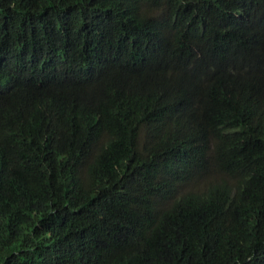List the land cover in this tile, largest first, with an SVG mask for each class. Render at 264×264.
<instances>
[{
  "label": "trees",
  "instance_id": "16d2710c",
  "mask_svg": "<svg viewBox=\"0 0 264 264\" xmlns=\"http://www.w3.org/2000/svg\"><path fill=\"white\" fill-rule=\"evenodd\" d=\"M0 264H264V0H0Z\"/></svg>",
  "mask_w": 264,
  "mask_h": 264
}]
</instances>
